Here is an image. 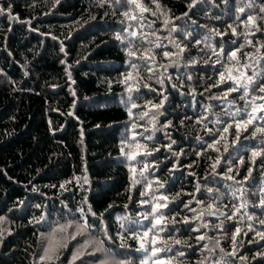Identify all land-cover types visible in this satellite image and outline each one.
Segmentation results:
<instances>
[{"label": "trees", "instance_id": "trees-1", "mask_svg": "<svg viewBox=\"0 0 264 264\" xmlns=\"http://www.w3.org/2000/svg\"><path fill=\"white\" fill-rule=\"evenodd\" d=\"M144 2L154 7L150 0ZM244 2L246 0H228L226 5L225 0H215L214 4L213 0H202L189 11L187 5L190 0H161L166 9H171L173 18L181 17L173 20L178 29L174 35H179L180 30H183L191 32L192 37L184 41L189 51L184 53L179 71L173 67H169L167 73H164V69H158L165 76L170 74L171 81L165 79L163 87L155 82L156 77L146 82L168 96L162 109L165 115L159 120L161 124L167 120L172 121L173 127L166 130L176 141L172 150L179 153L182 149L183 155L173 156L162 147L159 153L147 157L148 161L158 165V170L152 169L146 175L153 181L158 178L165 182L162 192L170 195L182 193L179 199L169 205V209L173 213L180 212L181 217L199 215L204 210V205L196 204L195 201L191 205L196 209L195 213L183 209L181 204L182 200L191 199L185 194L195 192L197 182L201 186V191L196 193L197 199L207 203L223 194L217 203L222 211L229 213L232 205L241 201L240 193L237 192L233 197L228 185H232V190L240 187L247 189L245 198L250 202L259 199L254 193L259 192L260 182L264 180L261 175L264 171L260 164L261 158H257L253 178L245 185H235L219 176L210 175L212 160L209 157L215 159L218 153L211 149L205 151V142H210L211 138L203 124L215 132L222 125L214 122L217 119L231 122L228 113L242 108L244 101L239 99L240 93H232L228 100L209 99L213 95H222L223 89L229 85L222 84L219 88H211L210 92L205 91L206 87L218 80L217 73L222 70L221 64L213 66L217 57L207 48L201 53L199 49L204 48V44L194 46L191 42L193 38L203 39L208 28L215 27L224 31L227 23L231 22L230 17L236 15L235 6ZM33 4L35 7L31 6ZM0 5H11L13 13L20 18L15 21L0 16V217L5 218L4 223L0 224V229L5 230L3 242L0 243V264H35L36 257L53 230L58 225L71 222L73 227L66 233H56L57 239L68 238V247L62 251L61 256L63 264H67L72 252L85 240L104 239L100 222L88 213L89 205L93 212L104 214L103 223L108 226L114 239L116 232L122 231L118 217L128 216L131 220L140 221L138 213L150 211V205L141 207L138 204V201L147 199L140 196V192L144 191V183L133 187V179H140L141 165L136 166L135 174L130 172L128 162L120 152L121 141L126 136L130 139L131 120L125 103L128 93L125 85L118 81L123 79L130 68L129 57L124 50L126 45L121 44L115 36L117 33L126 36L122 31L126 25L121 24V9L115 5L114 0L113 6L105 5L103 8L97 6V0H60L55 6L53 0H0ZM185 12L187 16L183 15ZM93 16L95 19H92ZM216 16H220V19H216ZM149 19L155 17L149 16ZM156 26L162 28L159 21ZM133 27H138L136 22H133ZM160 35L167 33L161 31ZM52 36L57 39L53 40ZM257 37H260L259 33ZM236 39L229 31L223 41L221 37L213 36L211 43L219 47L223 42L225 49L230 51L235 47L231 41ZM242 40L241 37L237 43ZM61 46L64 52H61ZM169 49L175 51L171 45ZM249 50L244 49L245 52ZM191 59L199 63L189 66L187 61ZM220 59L222 63L226 62L223 57ZM158 60L169 63L162 57H158ZM206 60L208 63H205ZM66 69L71 72V80L68 79ZM141 73L148 76L143 67ZM188 74L193 76V80L185 79L184 87L179 88L181 81L176 77L184 78ZM172 83L177 84L179 90L173 89ZM192 88H195V97L188 94ZM73 90L75 96L72 95ZM133 97L140 105L148 99L155 102L161 99L142 87L140 93H133ZM233 100L235 103L230 104ZM206 108L208 111H205ZM142 110L137 108L133 111L138 114ZM200 116H207L203 124L196 123ZM181 119H184L183 124ZM139 123L146 124V120ZM141 131L143 128L137 129V132ZM251 131L249 128L248 132L242 133L240 141L235 145L231 143L233 137L228 136L229 150L223 153L224 159L217 173L232 166L234 170L239 168L240 176L236 177L237 180L246 174L247 168L252 166L251 152L264 148V137L260 135L255 139L244 138L250 137ZM148 134L145 133V136ZM198 137L202 140H198ZM138 139L149 146H162L170 142L162 131H157L152 141H144L141 137ZM220 147L223 152L222 145ZM197 152L202 155L197 156ZM239 158L244 159L243 166L239 165ZM188 164H193V167H186ZM174 165L175 170H172ZM191 172L195 176L190 175ZM84 176H87L88 183H83ZM76 177L81 178L79 183ZM69 180L72 182L60 188L62 183ZM207 187L213 188V193L209 194ZM153 188H156L155 184ZM85 198L86 204L83 203ZM37 204L41 207H35ZM225 204L227 208L223 207ZM109 205L112 207L109 208ZM81 207L87 214L89 224L95 226L72 240L70 237L75 231V224L83 223L82 214L78 211ZM247 211L264 218L259 208L249 207ZM41 217L43 219L36 223ZM222 219L207 214L203 217L204 221L211 224L219 223ZM125 223L127 226L128 222ZM198 223L201 221H195L193 226ZM248 223L260 228L258 223L250 222L245 217L240 225L244 231ZM148 224L149 221H141V230ZM233 224V221H228L225 227L234 231ZM177 227L181 231L173 235L187 240L197 249L199 245L195 236L207 232L208 236L220 237L221 246L231 250L230 240L224 239L223 233L218 230L202 228L201 233H195L185 230L183 225L178 224ZM253 235L249 232L247 237L238 238V243L240 239L244 242L239 248V254L247 255L249 264H257L251 258L256 251H264L257 244H248V239ZM119 243L118 239H115L114 244L105 243V247L111 249V258H129L138 264L142 254L135 252L138 246L136 241H128L130 249H121ZM204 243L211 246L209 241L200 242ZM260 243L264 244V241ZM88 251H92V248ZM186 251L185 264H194L201 256L198 250ZM220 255L217 250L213 258H219ZM98 258L104 259L105 256L103 253L85 256L84 264H92ZM76 264H81V261L78 260ZM236 264L240 262L237 260Z\"/></svg>", "mask_w": 264, "mask_h": 264}, {"label": "snow or ice", "instance_id": "snow-or-ice-1", "mask_svg": "<svg viewBox=\"0 0 264 264\" xmlns=\"http://www.w3.org/2000/svg\"><path fill=\"white\" fill-rule=\"evenodd\" d=\"M202 0H190L187 5L189 11L195 7ZM215 0H213L214 4ZM60 0H53V6L58 5ZM115 5L119 6L121 9V24L126 25L122 31L127 35H122L117 33L115 38L120 41L121 44L126 45L125 52L129 57V68L126 74L119 83L125 85V91L128 93L126 107L128 116L131 120L130 124V139L126 136L124 140L121 141L120 152L128 162L129 171L136 173L137 165H141L139 175L140 179H133V187L136 184L144 183V191L140 192L141 197H147V199H142L138 201L141 207L145 205H150V211L143 213H138L141 220H131L128 216L118 217L119 227L122 231H117L115 239L119 240V247L121 249H130L131 245L128 244L129 240H134L137 243L135 252L141 253L138 264H185V259L187 258V249L193 251H199L201 253L200 258H198L194 264H236L238 260L240 264H249V257L247 255H240L239 248L243 246V240L240 239L238 243V238L243 236L247 237L249 232L254 233V235L248 239V244H257L260 248L264 249V218L257 217L255 213L249 214L247 211L249 207L259 208L262 213H264V180H261V187L258 193L259 199L256 202H250L246 199L247 189L240 187L232 190V185H228L229 191L233 197L236 193H240V203L232 205V211L229 213L227 211H222L217 203L219 199L223 198V194L218 197H214L211 202H205L203 199H197L196 193L201 191V186L197 182L195 187V192L186 193L191 197L187 201H181L183 209L195 213L196 209L191 207L193 201L196 204L204 205V210H202L199 215H194L192 217L182 216L180 212H172L169 209V205L174 203L179 199L182 193H176L175 195H170L162 192L161 189L165 188V182L160 181L158 178L153 181L148 178L146 173L150 172L152 169L158 170V165L148 161L147 157L154 156L155 153H159L161 148H165L172 153L173 156L183 155V150L179 153L172 150V146L176 144V141L171 138V136L166 131L168 128L173 127L172 121L167 120L165 123L161 124L159 118L164 116L165 113L162 111L165 102L168 100V96L164 94V91L158 90L153 87L151 83L146 81H151L153 77H156L155 82L163 87L165 79L171 81L172 76L169 74L165 76L163 73H159L158 69H164V73H167L169 67L176 68L179 71L180 61L184 56L186 51H189L188 45L184 42L192 37L191 32H185L180 30L179 35H174L178 32L173 20L180 19L181 17L173 18L171 15V9H166L162 5L161 0H150V4L154 7L146 4L144 0H114ZM228 0H225L227 5ZM105 5L113 6V0H97L98 7H105ZM35 7V5H31ZM236 15L230 17L231 22L227 23L226 29L221 31L215 27L208 28L207 34L203 39H195L191 41L194 46H199L204 44V48H200L199 51L203 53L205 48L212 53V55L217 57V60L213 63L221 64L222 70L218 71V80L213 84L205 88V91L210 92L211 88H219L222 84H228L229 86L223 89L222 95H213L209 99H220L228 100V97L232 93H240L239 99L244 101L242 108H238L234 113H228L232 120L229 123H225L217 119L214 123L221 124V128H217L215 132L212 128H209L207 124H203L207 120V116H200L197 118L196 123L203 124L205 131L209 134L211 140L210 142H205V151L211 149L218 153L215 159L209 157L212 160L210 164L211 173L213 177L219 176L220 179L231 181L235 185H245L247 182L253 178V169L256 165L257 158L260 159L261 168L264 169V148L259 150H253L251 152V167L247 168L246 174L237 180V176H240L239 168H234L228 166L226 169H222L220 173H217V168L221 166L223 153H227L229 150L228 136H232L233 139L231 143L235 145L241 139L242 133L248 132L249 128L252 129L249 136H245V139H255L257 135L264 137V0H246V2L235 6L234 9ZM149 14L146 16L145 14ZM47 14V13H45ZM115 14V12H113ZM107 15V12L105 13ZM187 16L188 13L183 14ZM0 16H4L9 20L19 21V16L13 13L11 5L4 7L0 5ZM150 17H155V19H149ZM216 19H220V16H216ZM92 19H95L93 16ZM162 24V28L157 27V22ZM21 23L30 24L31 21H20ZM133 22H136L138 27H133ZM199 27V25H198ZM147 29V30H146ZM240 29V31H238ZM33 31H38V29H32ZM161 31L167 33V35H160ZM231 32V35L236 37V40H232L231 43L235 46L230 51L225 49L224 43L221 42L219 47L211 43V38L213 36L223 37L227 36ZM257 33L260 37H257ZM243 38L241 43H237V40ZM53 40H56V36H52ZM165 41L167 43H165ZM138 42V43H137ZM207 42V43H205ZM62 44V42H61ZM175 49L172 51L169 49ZM245 48L250 49L249 51H244ZM160 51H157V50ZM61 52H64L63 46H61ZM242 54V55H241ZM158 57H162L164 60L169 61L168 64L161 63ZM221 57L224 58L226 62L222 63ZM65 63V61H61ZM199 61L191 59L187 61V64L195 65ZM205 63H208L206 60ZM141 67L148 73L145 77L141 73ZM68 79L71 80V72L66 69ZM27 75V73H25ZM176 79L181 81L179 88L184 87V80L192 81L193 76L188 74L186 77L181 78L177 76ZM75 83V81H72ZM141 87L147 89L150 93H155L157 96L161 97L158 102L153 99H148L143 105L137 104L133 97V93H140ZM171 87L175 90H179L177 84L172 83ZM166 91V90H165ZM183 94V93H182ZM195 97V88H192L188 93ZM203 95V93H200ZM72 95L75 96V91L73 90ZM230 104H234L235 101H230ZM130 105V106H128ZM142 108L141 112L134 113V109ZM208 111V108L205 109ZM72 115V113H69ZM237 117H240L237 119ZM184 119H190V117H185ZM184 119H181V124H183ZM146 124H140L139 121H145ZM51 123V122H50ZM159 125V127H157ZM150 126V127H149ZM138 128H143V131L137 132ZM234 129V132L232 131ZM157 131L164 132L165 136L169 139V143L162 146H157L141 142L138 137L143 138L144 141H152L155 133ZM145 133H149L145 136ZM202 140L201 137L197 138ZM223 142V143H222ZM223 147V152H221V146ZM197 156L202 155V153L197 152ZM143 158V159H141ZM195 163V162H193ZM245 161L243 158H239V165L243 166ZM188 168H192L193 164L186 165ZM172 170H175V165ZM86 171V169H85ZM195 176L194 172L189 173ZM264 176V171L261 172ZM79 183L81 181L80 177L75 178ZM83 183H88L87 176H84ZM207 179V177H203ZM72 181H65L60 185V188H65V184L71 183ZM153 184L156 188H153ZM55 187V185H53ZM207 192L209 194L213 193V188L207 187ZM132 197L129 196V200ZM83 203H87V198H85ZM35 207L39 208L41 205L37 204ZM112 205H109L111 208ZM125 208L128 207L127 204L124 205ZM227 208L228 205L223 206ZM167 210V211H165ZM78 211L82 214L81 219L83 223L75 224V231L71 234V239L75 240L77 236H82L90 228L94 227V224H89L87 219V214H85L84 208H79ZM88 213L92 217H95L101 224L100 231L103 233L104 239L98 240H85L83 244L77 247L68 259L67 264H76L79 260L81 264H84L83 258L85 256H95L97 253H103L104 259H97L92 262V264H136L135 261L129 258L115 259L111 258V249L105 247L106 242L115 243L114 237L109 233L108 226L103 223L104 214H97L92 211L91 206H88ZM207 214L208 216L223 217L219 223L211 224L208 221H204L203 217ZM177 217H181L177 219ZM245 217L248 221H255L260 225V228L253 226V223L247 224V230L244 231L241 228V224L244 222ZM40 219L36 220V223L40 222ZM5 218L0 217V224L4 223ZM128 222L126 226L125 222ZM141 221H149L148 226L142 227ZM195 221H201V223L195 224ZM228 221H233L234 231L231 228H226L225 223ZM185 226V230L189 232L201 233V229L218 230L223 233V238L230 240V249L228 250L221 246L220 237L208 236L207 232L198 234L195 236V240L199 245V248L188 243L180 237L173 235V233H178L181 231L177 225ZM73 224L71 222L58 225L51 233L50 238L43 245L40 254L35 259V264H63L61 260L62 251L68 247L67 237L57 239L56 233H66L69 228H72ZM3 229H0V243L3 242ZM10 234V233H9ZM164 234V235H162ZM258 238V239H257ZM201 241H209V243L200 244ZM179 246V247H178ZM92 248V251H88ZM219 250L221 254L219 258H213L215 253ZM226 257H231V260L225 259ZM257 261V264H264V251H256L255 255L251 258Z\"/></svg>", "mask_w": 264, "mask_h": 264}]
</instances>
